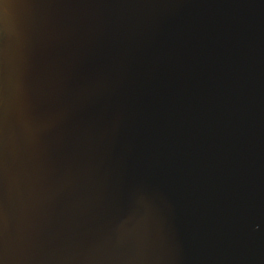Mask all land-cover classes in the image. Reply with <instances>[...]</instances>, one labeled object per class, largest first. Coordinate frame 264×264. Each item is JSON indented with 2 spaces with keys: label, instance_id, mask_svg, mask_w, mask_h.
<instances>
[{
  "label": "water",
  "instance_id": "95a60500",
  "mask_svg": "<svg viewBox=\"0 0 264 264\" xmlns=\"http://www.w3.org/2000/svg\"><path fill=\"white\" fill-rule=\"evenodd\" d=\"M0 264H264V0H0Z\"/></svg>",
  "mask_w": 264,
  "mask_h": 264
}]
</instances>
